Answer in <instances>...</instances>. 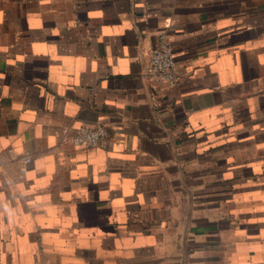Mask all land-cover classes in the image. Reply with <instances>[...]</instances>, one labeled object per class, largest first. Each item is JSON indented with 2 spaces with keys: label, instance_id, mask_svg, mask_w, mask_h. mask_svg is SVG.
Segmentation results:
<instances>
[{
  "label": "crops",
  "instance_id": "0c3cea01",
  "mask_svg": "<svg viewBox=\"0 0 264 264\" xmlns=\"http://www.w3.org/2000/svg\"><path fill=\"white\" fill-rule=\"evenodd\" d=\"M0 264H264V0H0Z\"/></svg>",
  "mask_w": 264,
  "mask_h": 264
},
{
  "label": "built area",
  "instance_id": "2783aa9c",
  "mask_svg": "<svg viewBox=\"0 0 264 264\" xmlns=\"http://www.w3.org/2000/svg\"><path fill=\"white\" fill-rule=\"evenodd\" d=\"M145 74L155 82H168L171 85L177 82V62L167 32L160 34L158 45L151 49ZM108 136V128L103 123L82 125L71 137V143L76 148L92 149L98 147ZM30 160V156L25 157L26 162Z\"/></svg>",
  "mask_w": 264,
  "mask_h": 264
}]
</instances>
